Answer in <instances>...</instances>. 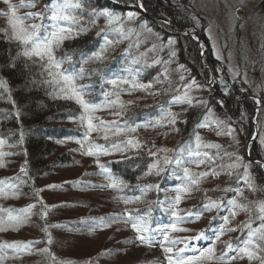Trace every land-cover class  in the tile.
Wrapping results in <instances>:
<instances>
[{"label":"trees","instance_id":"1","mask_svg":"<svg viewBox=\"0 0 264 264\" xmlns=\"http://www.w3.org/2000/svg\"><path fill=\"white\" fill-rule=\"evenodd\" d=\"M11 2L19 4V0H11ZM33 2L35 7L20 8L17 14L24 15L27 12H40L45 5L50 3V0H39V2L33 0ZM142 3L143 8L139 6L136 0H115V2L114 0H84L83 11L80 15L83 17L81 26L86 28V31L75 39L66 41L58 54H62L63 51H74L76 53L74 59H77L81 51L90 54L99 48L103 41L101 37L97 36V33L106 27V19L100 17L96 19L93 25L91 23L92 17L90 16L93 9L102 10L108 8L122 16H126L129 11H133L137 13L138 20L125 21V27L126 29H133L134 33L124 39L119 38L115 34H109V39L113 40L114 43L108 47L103 63L90 62L84 65L85 68H102L107 75L112 73L127 75L123 73V70L129 66L141 68V65H151L141 68L137 76V82L145 85H156L159 90L157 96L151 102L147 101L143 107L141 105L132 107L121 116L120 120L115 121L116 124L120 128H124L125 123L132 127L139 124L140 127L138 128L141 129L154 128V126L158 125L156 123L157 120L161 124V116L164 111L169 109L168 106L171 104L173 97L182 95L184 92L183 85L194 79L198 85H203V87L191 90L189 95L207 101L208 107L212 109V114H215L217 118L227 121L230 117L234 121L233 139L219 140V138H214L211 134H202V127L197 128V124L203 119L205 108L203 105L189 107L186 103L183 109L175 112L179 116L174 127L179 132L180 140L168 155L172 162L168 165H163L164 171L159 175L156 174L155 170L148 174V165L151 164V157L143 150L136 151L117 160L99 161V164H103L109 169L107 174L103 173L96 162L95 169L88 175L101 179V181L98 182L95 179L98 182V186L93 180L90 181L93 183L89 190L100 191L99 196L108 199L110 203L116 206L117 211H110L105 215L81 217L65 222H47V225H65L66 227L63 228L69 229V232L88 234L94 230L107 229L118 224L130 232L129 242L135 241L137 244L135 246L141 248L143 254L140 258L132 260L131 263H124L125 258L121 257L123 254L121 253L122 247L109 250L111 252L110 256H107V252H92L88 248L84 257L63 258L58 253L54 240L51 239V243L47 240L49 232L54 230L55 227H49L47 233H45L43 230L45 224L36 217L35 206L40 205V203L33 197V186L38 189L44 175L53 171L57 163H59L57 159L52 157L53 148L57 142L69 140L76 142L83 139V133L86 129L78 119L81 109L74 101L54 98V96L48 94L50 89L46 90L43 86H33L29 83L28 80L31 77L29 71L24 67V58L21 57L15 61V68L9 67L19 48L15 41H7L5 33L7 32L10 35L11 29L7 23V18L0 15V78L7 79L11 95L20 110V118L17 120L12 104L6 100H0V109L10 114L6 119H0V139L6 141L3 146H0V152L15 153L14 155L0 157L7 158L10 161L18 160L14 161L18 164L16 167L17 172L5 176L4 180H12L15 183L16 188L19 189L16 194L19 199H30V202L24 205L6 206L2 202V198L9 195L14 196L12 192L15 189L7 191L6 194H0V220L5 222L2 226L3 230H0V244L16 242L29 245L24 249L0 248V256L3 257L0 264H11L13 262L15 264H54L53 256L55 257V264H167L163 247L159 243L162 237L154 240L151 245L142 244L136 240L137 234L130 224L117 221L109 222L108 226L95 227L94 223L101 217L123 215L127 211L133 217H143L146 221V227L149 229L146 235H151L156 229L169 225L175 218L165 211L168 205L161 202L166 199H174L177 194L176 189L184 187L188 183L184 179L182 169L192 163L189 161L196 158L187 157L186 152L181 150L186 146H190L193 149L196 148L194 134H199L202 144H219L222 146L219 149L209 147L198 149L202 153L207 152L211 157L215 158V162L212 165L219 164L225 160L229 162L235 161V157L239 156L242 165L239 169L240 173H243L244 167H247L249 178L252 184L257 187L256 190L264 192V167L261 166L262 155L258 147V141L253 138L256 130V120L253 119L256 102L251 90L248 89L244 92L240 86L241 84H236L235 81L229 80L226 75L225 65L219 62L212 54L209 41L204 33L203 18L199 19V24L186 5L175 3L172 0H142ZM0 11H6V6L2 0H0ZM165 20L171 23H163ZM36 22L38 20L26 21L28 24ZM142 22H146L152 29V32H148V39L153 38V42L146 40V37L141 39L139 38L140 36H135L137 30H141L140 24ZM169 38H172L175 43L161 50L159 45L161 43L167 45ZM137 41H139L138 44ZM154 44L157 45V49L152 51ZM130 45L132 46L130 47ZM172 52L175 55L167 65L153 63L155 59L168 60ZM134 58L140 59L141 63L132 65L131 60ZM67 66V64L64 65V67ZM179 66L183 67L178 71ZM165 67L168 69L166 73ZM181 75L184 77L183 81L180 79ZM221 78L226 82L230 95L225 96L223 94L224 86L221 85ZM213 80L215 82L210 83ZM93 82L95 87L91 90L89 98L97 103H106L101 92L113 90V86L104 84L102 88L99 75L93 76L91 80L83 79L79 81L82 85ZM121 87L128 89L129 86L122 85ZM128 91H119L117 95L120 96ZM111 99L115 100L116 95H113ZM218 100L224 101L223 107L217 103ZM242 113L245 116L243 120L241 119ZM0 115H3V113H0ZM225 127H227V123ZM21 130L24 132L23 144L19 143ZM111 134L110 136L107 134L109 136L107 140L104 139V136L100 137L102 139L90 137L89 140L108 147L113 144L112 139L114 137H111ZM85 143L88 145L87 142ZM242 145H244L245 150L247 149V155L244 151H240V154H238L239 146L243 148ZM225 153H228L231 159ZM177 157L186 162L182 166H178L175 163ZM200 159L205 160L203 157ZM25 161H27V175L20 172L21 166L25 164ZM109 175L113 179L122 180L127 187L121 186L115 189L107 187L111 183L108 179ZM17 176H19L18 180L12 179ZM231 179L229 176L226 179L228 181L218 184L219 186L214 189L215 193H210L206 199H198L197 203H193L188 208H185L189 204L184 199H181L180 203L175 206L176 211L182 210V208L186 209L184 212L179 213L178 216L188 217V214L192 213L191 217L184 222L178 223L177 227L190 224L193 226V230H196L194 231L196 233L189 237L179 233L176 234L169 228L168 235L171 240L187 243V249L183 255L198 256L206 248L212 247L216 249V230L223 223L222 217L229 215L226 212L227 200L236 198L234 191H226V189H233L239 182L240 176L238 178L235 177L233 180ZM85 183L88 184V182ZM79 184L80 182L76 181L73 186L80 187ZM0 187L4 186L0 185ZM146 187H148L147 191H140V189ZM135 197H139V199H135ZM259 198V200L263 199L261 196ZM210 201H222L224 206L220 209L213 208L214 213L211 215L207 213L206 215V211L202 206ZM28 205H34V207L27 212L20 211ZM7 209H12L13 215L23 217V223L15 227L11 226V222L7 221V211H2ZM205 215L207 220L201 222L199 218L202 219ZM80 221H86L87 223L82 224L79 223ZM33 224L37 227H31ZM255 224H258V221H255ZM27 227L35 231L39 230L42 234L41 237L36 238V235L26 237L25 229ZM201 232L204 233L203 237L200 239L193 238ZM244 238H246V235L242 240ZM34 241H39V243H30ZM127 241L123 242L125 246L128 245ZM231 241L234 245L239 244V240L236 238ZM184 242L176 243L173 247V252L185 248L186 244ZM38 246L40 247L38 248ZM37 249L40 250L38 251L39 255L30 262L26 261V256L30 255L31 252H36L35 250ZM235 254V251L228 253L229 256ZM205 259H201L200 262Z\"/></svg>","mask_w":264,"mask_h":264},{"label":"rangeland","instance_id":"2","mask_svg":"<svg viewBox=\"0 0 264 264\" xmlns=\"http://www.w3.org/2000/svg\"><path fill=\"white\" fill-rule=\"evenodd\" d=\"M175 3L186 5L187 9L193 15L200 24V20H204V33L209 41L210 48L213 56L225 65L226 75L230 81L233 80V72L238 70L239 76L235 81L236 84H241L243 91L250 89L251 94L255 99L260 100L261 103L257 104L256 110L253 114V119L256 120V130L254 138L259 143V149L264 162V146L261 145L257 132L264 134V0H172ZM240 12L244 15L243 19H238L236 14ZM134 20H138V17ZM139 32V38L148 39V32L143 30H137ZM143 35V37H141ZM136 37H138L135 34ZM219 56V59L217 58ZM247 83H244V81ZM147 85V84H146ZM159 90L156 85H151L150 88H136L129 90L125 94L119 96V102L113 104L110 108H103L94 116L95 123L103 120L106 123L115 122L121 119L132 107L145 106L147 101H152L157 96ZM116 100V99H115ZM186 106V103H171L167 111L172 113L176 110H181ZM119 113V115H117ZM162 123L154 126V128H137L135 132L122 131L119 135L114 134V129H109L107 132L104 129L93 131L90 134L91 138L102 139L100 137L108 134L112 139L113 144H119L122 151H110L107 155H86L88 145L84 146L77 142L60 141L57 142L53 148V159H57V165L53 171L44 175V178L39 184L38 198L43 202L45 207H41V204L36 205L35 214L36 217L42 220V223L46 222H62L68 220L79 219L81 217L105 215L110 211H117L116 206L108 201L106 198L99 196L100 191L89 190L91 184L94 182L98 186V182L101 179L94 178L88 174L95 169V163L97 161H113L119 158L128 156L139 150H143L151 157V163L154 161L159 162V166L163 167V158L173 150L174 146L180 140L179 132L174 126H170L167 123L168 118L161 116ZM212 119H219L215 114H212V118L209 121L208 127H202L201 133L211 134L214 138L219 140L233 139L231 135H218L217 126L212 123ZM93 121V122H94ZM223 121V120H221ZM227 127L224 126V131ZM107 135V136H108ZM108 136V137H109ZM89 137V138H90ZM129 139H135L140 142L139 148H132L126 143ZM218 141V140H217ZM111 146L105 147L110 148ZM239 146V152L244 151L247 155V149L244 145ZM166 149V151H161ZM157 155L153 157L151 153ZM237 154V153H236ZM209 155V154H208ZM209 157H211L209 155ZM59 159V160H58ZM7 158L0 157V180H4L5 176L12 175L16 171L17 163ZM243 161V160H242ZM215 162V158L211 160L205 159L204 163L197 164L190 163L187 167L190 172L197 174V183L191 184L189 181L186 184L188 191L181 195V199L186 200L189 204L185 206L188 208L193 203H197V200L202 198L206 199L210 193H215L221 183H224L229 176L233 180L235 177L240 178L243 173H240L238 168H230L229 165L235 161L229 162L228 160L222 161L219 164L212 165ZM51 163V162H49ZM206 166V167H205ZM199 173H206L204 176H199ZM97 179V181L95 180ZM93 182H90L92 181ZM80 182V187L73 186L74 182ZM85 182H88L86 184ZM219 184V185H218ZM48 186H54L53 190H49ZM221 187V186H220ZM239 187L241 194L237 196L234 191L237 202L241 205L236 209L235 215L229 214L228 209L226 212L229 214V223L225 226L226 230L219 239H216V249H213V253L209 258H206L203 262L198 261L197 264H261L260 259L249 260L246 256L244 258H238L236 260H224L220 259L221 255H224L227 251L226 247L228 243H232L231 240L238 239L242 241V238L247 235V229L243 227L244 224L249 221L252 222L253 227L259 226V220L257 217L260 215L259 205L264 203V192H258L257 187L250 188L244 180L240 179L239 182L233 187V189ZM27 196V195H25ZM259 196L263 197L259 200ZM28 197V196H27ZM21 198V197H20ZM2 202L9 205H24L30 202L29 198L19 199V196H5L2 198ZM191 204V205H190ZM63 205V206H61ZM186 210V209H185ZM177 211V214L185 211ZM206 215L214 213L213 209L205 210ZM46 212V216L42 218V214ZM203 216L201 222L207 220V216ZM35 217V216H34ZM198 220V218H196ZM34 221V220H33ZM258 221V224H255ZM31 227H37L35 224ZM178 231H173L184 235L193 236L196 230H193V226L190 224L186 226L177 227ZM66 229V228H65ZM62 227H55L54 230L49 232V236L54 240L57 251L63 258H76L84 257L85 251L89 248L92 252H107V256H110L114 248L122 247V258H125L124 263H131L132 260L140 258L142 256V249L138 248L135 241L129 242L130 232L120 225H114L111 228L94 230L88 234L76 232H69V229L65 230ZM235 229V230H230ZM26 237H32L36 235V238L41 237L39 230H33L30 227L25 229ZM45 234V233H44ZM242 235V236H241ZM48 236V237H49ZM195 238V236L193 237ZM128 241H127V240ZM48 240V238H47ZM49 241V240H48ZM128 242V245H124L123 242ZM240 246H243L242 244ZM40 246H38L39 248ZM207 249V248H206ZM36 252H31L26 256V261L30 262L39 255V249ZM236 255V254H235ZM234 256V255H233ZM259 257H264V249L258 253ZM212 258V259H211ZM211 259L210 261H208ZM15 264V262L11 263Z\"/></svg>","mask_w":264,"mask_h":264},{"label":"snow or ice","instance_id":"3","mask_svg":"<svg viewBox=\"0 0 264 264\" xmlns=\"http://www.w3.org/2000/svg\"><path fill=\"white\" fill-rule=\"evenodd\" d=\"M2 2L6 6V11H0V15H3L7 18V23L10 26L11 32L10 35L6 32L7 41H15L18 45L19 50L16 53V56L12 58V63L9 64V67L15 68V61L18 58H24V67L30 73V79L28 80L33 86L40 85L46 88V90L50 89L48 92L49 95L54 96V98L66 99L70 101H74L77 105H79L81 109V114L78 119L81 121L82 125L85 127V132L83 133V139L77 140L78 144L84 146L85 142L88 144V150L86 155H107L110 151H122L121 146L119 144H112L110 148H105L103 145L96 144L93 141L89 140L90 134L93 131H97L100 129H104L106 132L109 129H115L116 135H119L122 131H131L135 132L136 128L140 127V125H136L135 127L127 125L125 123L124 128H120L116 122L106 123L101 120L99 123H94L93 121L96 119L94 113L103 109L110 108L113 104L119 102V96L117 93L119 91L126 90H134L136 88H150L151 84H140L137 82V76L141 71L143 66H151V65H141V68H132L131 66L125 68L123 70L124 74L112 73L111 75L105 74L102 68H85L84 65L90 62H98L100 64L103 63L105 58V53L108 50V47L111 46L114 41L109 39V34H115L119 38L124 39L128 38L134 33V30L131 28L125 27V21L134 20L137 16V13L133 11L127 12L126 16H122L114 11L109 10L108 8H104L102 10L93 9L90 13L92 17L91 23L94 25L96 19L103 17L106 19V27L102 28L97 36L101 37L102 43L99 48L95 51H92L90 54L85 51H81L79 53V57L74 59L76 53L74 51H63L62 54H58L62 49L64 43L68 40L75 39L81 33L86 31V28L82 27V19L83 17L80 13L83 11V2L84 0H50V3L45 5L44 9L40 12H27L24 15H18V9L20 8H32L35 7V3L33 0H19V4H13L11 0H2ZM35 2H39V0H35ZM115 2V0H114ZM141 8H143L142 0H136ZM27 20H38L36 23L28 24ZM163 23L170 24L171 22L168 20L163 21ZM140 29L147 32H152V29L147 25L146 22H142L140 24ZM136 35L139 36V32H136ZM139 41H137V44ZM175 41L172 38H169L167 41V45L161 43L159 45L162 50L164 47L174 44ZM132 45H130L131 47ZM157 49V45L152 46V51ZM175 55L172 52L169 56L168 60L161 61L160 59H155L153 61L154 64H163L167 65L171 58ZM219 59V56L217 57ZM141 61L138 58H134L131 60V64H140ZM67 64V67L64 65ZM183 66H179L178 71L182 69ZM168 69L165 67V73ZM230 72H233V80H236L239 76L238 70L234 71L229 69ZM95 75L100 76V84L103 88L104 84L113 86V90L110 91H102L101 95L105 98L106 103L101 104L94 102L90 99L91 90L95 87V83H89L87 85H82L79 81L83 79H89ZM181 81L184 80L183 75L180 77ZM215 81H210V83H214ZM221 84L224 85L223 94L225 96L230 95V90L226 84V82L221 78ZM244 83H247L245 80ZM128 85V89H124L121 86ZM203 85H198L195 80H191L183 85L184 92L182 95H176L173 97V100L170 103H187L189 107H194L197 105H203L205 108V112L203 115V119L197 124V128L208 127L209 121L212 118V109L208 107V102L199 99L193 96H190L189 93L193 89L202 88ZM0 100H6L11 103L13 108L15 109V116L17 120L20 118V110L16 105V101L13 99L11 95V89L9 87V83L7 79L0 78ZM243 90V89H242ZM113 95H116V100L111 99ZM257 104H260L261 101L257 100ZM217 103L223 107L224 101L218 100ZM0 119H6L9 113H6L5 110L0 109ZM119 115V113H117ZM179 114L172 113L171 111H164L163 118H168L167 123L169 125L175 126L178 121ZM245 118L244 114H241V119ZM75 119V117H73ZM186 122V121H185ZM157 124L160 123L159 120L156 121ZM212 123L217 126V134L218 135H231L234 131L233 124L234 121L229 117L227 121H221L219 119H212ZM227 123V129L224 131V126ZM195 135L196 148L193 149L190 146H186L182 149V152H186L187 157L196 158L189 162L197 164L204 163V159H200L201 157L211 160L212 157H209L207 152H201L198 149L201 147H209L219 149L222 146L219 144H202L201 137L199 134ZM259 137V141L262 146H264V134L257 132ZM104 139L107 140L108 136L105 134ZM24 141V132L20 131L19 143L23 144ZM6 143L4 139H0V146H3ZM126 143L128 146L132 148H139L141 146L140 142L135 139H129ZM161 151H166V149H161ZM15 153H4L0 152V156L4 155H14ZM153 157H155L156 153H151ZM226 156H231L228 153H225ZM172 161L168 157L163 158V164L168 165ZM186 161L177 157L175 163L178 166H182ZM241 158L239 156L235 157V162L229 165L230 168H238L241 167ZM97 164L100 169H102L103 173L107 174L109 169L107 166L103 164ZM261 166L264 167V162H261ZM155 170L156 174L159 175L164 171L162 167L159 166L158 161H154L153 163L148 165V174H151ZM184 179L189 181L191 184L197 183V174H193L190 172L188 167H183ZM20 172L27 175V161L25 164L21 166ZM199 176H204L206 173H199ZM14 180H18L19 176L12 178ZM108 179L111 181L107 185L109 188H120L121 186L127 187L124 185L122 180L113 179L112 176H108ZM244 180L245 183L248 184L250 188L254 187L250 178L248 168L244 167L243 176L240 178ZM0 185L4 187H0V194H6L7 191H11L13 195H16L19 189L16 188L15 183L12 180H0ZM151 187V186H148ZM148 187L144 189H140L141 192L147 191ZM158 187V186H157ZM49 190H53L54 186H48ZM39 191L36 190L33 186V197L37 199V202L41 204V207H45L43 202L38 199ZM188 188L185 185L184 187L176 189L175 198L172 200L166 199L161 203L167 204L168 208L165 211L169 212L172 217L175 219L170 222L169 225H165L156 229L154 233L151 235H146L149 232V229L146 227V221L143 217L136 216L133 217L127 211L123 215H113L109 217H101L98 221H95L94 226H108L109 222H117L123 221L124 223L130 224L132 229L136 232V240H138L142 244L151 245L154 240H157L159 237L162 239L159 240V243L163 247V252L165 254V259L167 264H197L198 261L204 258H209L213 253V248L209 247L204 251L200 252L198 256H185L183 253L187 249V243L184 241H176L171 240L169 238V228L172 231H178L181 229L177 228V224L184 222L187 218L192 216V213L188 214V217L178 216L175 206L178 205L181 201V194L187 192ZM226 191H235L237 196L241 194V189L239 187L235 189H226ZM135 199H139V197H135ZM127 202V201H126ZM63 206V205H61ZM223 205L222 201H210L209 203L204 204L202 207L205 210H211L213 208L220 209ZM34 207V205H28L25 209H21L22 212H27L29 209ZM226 207L230 215L234 216L236 209L240 208L241 205L238 204L236 198H230L227 200ZM7 211V221L11 222V226L15 227L19 224L23 223V217L20 215H13L12 209L2 210ZM260 215L257 217L259 220V226L253 227L251 221L244 224L243 227L247 229L246 238L240 241L239 244L228 243L227 251L223 256L220 257L222 261L224 260H236L238 258H244L245 256L251 261L254 259H260L261 264H264V257H259L258 253L264 249V203L259 205ZM46 216V212L42 214V218ZM223 223L220 225L219 229L216 230V239L229 229H226V225L229 223V216L225 215L222 217ZM5 222L0 220V230ZM79 223H87L86 221H80ZM49 227H66L65 225H47L45 219V227L44 231L47 233ZM235 230V229H230ZM204 233H199L195 239H200L203 237ZM239 239V238H238ZM49 243H51V237H48ZM184 242L186 244L185 248L180 249L179 251L173 252V247L176 243ZM32 244L39 243V241L30 242ZM243 246H240V245ZM29 245L20 244V243H4L0 244V248L3 249H24ZM47 251V249H45ZM235 251L236 255L229 256L228 253ZM53 262L55 264V257H52ZM3 260V257L0 256V261Z\"/></svg>","mask_w":264,"mask_h":264},{"label":"water","instance_id":"4","mask_svg":"<svg viewBox=\"0 0 264 264\" xmlns=\"http://www.w3.org/2000/svg\"><path fill=\"white\" fill-rule=\"evenodd\" d=\"M236 16L238 17V19H243L244 18V15L242 14V13H240V12H238L237 14H236Z\"/></svg>","mask_w":264,"mask_h":264}]
</instances>
